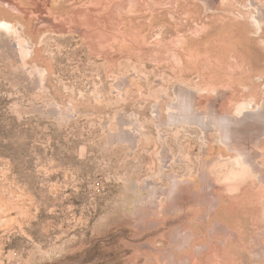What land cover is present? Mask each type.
<instances>
[{
	"label": "rangeland",
	"instance_id": "rangeland-1",
	"mask_svg": "<svg viewBox=\"0 0 264 264\" xmlns=\"http://www.w3.org/2000/svg\"><path fill=\"white\" fill-rule=\"evenodd\" d=\"M263 7L0 0V264H264L261 173L217 127L165 122L180 89L198 114L262 104Z\"/></svg>",
	"mask_w": 264,
	"mask_h": 264
},
{
	"label": "bare ground",
	"instance_id": "bare-ground-1",
	"mask_svg": "<svg viewBox=\"0 0 264 264\" xmlns=\"http://www.w3.org/2000/svg\"><path fill=\"white\" fill-rule=\"evenodd\" d=\"M15 36L16 37L13 41L6 36L2 37L1 40L2 42L8 44V46H10L14 51H19V55H21V57L27 56L30 45L27 43L20 27L16 28ZM184 91L185 90L181 89L180 91L176 90L175 94L178 98L177 101L179 102V105L177 107L170 108L171 111L168 110V119L165 120V122L168 124L170 123L171 125L195 123L206 133H208L210 129L212 130L217 127L219 129L221 141L228 145V148L231 147V150L234 149L237 151L238 154L241 155V160L243 159V162L250 166L251 169L261 173V177L263 179L262 181H264V168L262 167L261 162H257L256 160V156L259 154V150L256 149V142L264 141V99L262 100V104L256 109L248 111L245 110L244 113L242 112L241 114L222 112L219 116H214L213 114H198L196 110V102L190 96V94H192L191 90L189 89L188 93H185ZM156 112L157 116H159V111ZM124 138L131 140L126 131L124 132ZM239 145L241 148H239ZM175 181L176 182L172 187H170V189L167 188L168 190H166L167 192L165 194H163L162 189L154 190V183L151 180L146 182V188L152 191L151 197H155V195L161 196L163 194L166 195V198H170L169 202L172 203L175 201V205H177V201L175 199L176 197L173 195V192L175 194V191H177L179 187V183L177 179ZM133 187H135V185Z\"/></svg>",
	"mask_w": 264,
	"mask_h": 264
},
{
	"label": "crops",
	"instance_id": "crops-1",
	"mask_svg": "<svg viewBox=\"0 0 264 264\" xmlns=\"http://www.w3.org/2000/svg\"><path fill=\"white\" fill-rule=\"evenodd\" d=\"M101 220L103 221L104 219H101ZM105 225H106V223H105ZM105 225L102 226L101 224L99 225L98 222H95L94 223V230H95L96 234L103 233L106 230L105 228L107 227V225H106V227L104 228ZM15 263L16 264H28L29 263V258L27 256V254L23 253L21 255L20 260H15Z\"/></svg>",
	"mask_w": 264,
	"mask_h": 264
}]
</instances>
